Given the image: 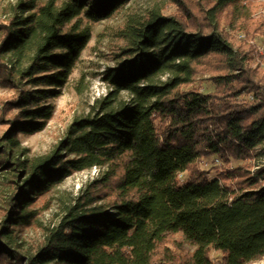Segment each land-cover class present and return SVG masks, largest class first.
Listing matches in <instances>:
<instances>
[{
    "label": "trees",
    "instance_id": "obj_1",
    "mask_svg": "<svg viewBox=\"0 0 264 264\" xmlns=\"http://www.w3.org/2000/svg\"><path fill=\"white\" fill-rule=\"evenodd\" d=\"M131 1L18 0L0 23V86L15 91L4 102L15 112L1 117L9 128L0 137V171L13 192L1 214L0 263L264 259V69L254 65L251 42L264 26L249 29L248 2L169 0L173 13L155 6L131 14L120 30L127 46L104 72L111 90L97 110L74 119L48 154L30 157L22 148L19 134L53 117L43 100L68 81L92 38L90 22ZM226 11L233 32L221 22ZM206 74L208 92L196 85ZM211 155L223 162L215 178L204 162ZM94 167L106 169L29 252L16 229L38 219L37 197Z\"/></svg>",
    "mask_w": 264,
    "mask_h": 264
},
{
    "label": "rangeland",
    "instance_id": "obj_2",
    "mask_svg": "<svg viewBox=\"0 0 264 264\" xmlns=\"http://www.w3.org/2000/svg\"><path fill=\"white\" fill-rule=\"evenodd\" d=\"M17 1L0 0V23L8 20ZM243 1L251 4L247 17L249 29L253 30L258 21H262L264 26V0ZM155 6L161 8L166 14L176 11V6L171 4L169 0H133L110 17L90 22L92 38L82 51L68 81L61 87L56 96L43 100L44 104L53 106V117L47 122L44 129L19 134L21 146L26 150L28 156L38 157L48 154L66 136L68 127L74 119L91 115L97 110L100 102L111 90L103 77L104 72L118 63L123 48L127 46L126 40L120 35V30L124 27L128 16L142 14ZM231 9L229 8L227 11ZM227 11L221 17V22L225 26L227 25L225 20L228 18ZM226 27L228 32H233L228 25ZM235 35L238 38L246 36L242 31H236ZM253 35L251 42L257 49L254 65L260 64L261 68L264 69V58H262L264 56V33L255 32ZM208 77V74L199 76L196 83L204 92L214 89ZM14 93L15 91L11 88L0 86V137L9 128V124L1 119L3 112H5L6 118L15 112L4 109V102L11 98ZM120 98H129V94L123 91L120 93ZM204 162L207 168L211 169L210 177L215 178L217 171L223 165L222 159L211 155L204 158ZM237 163L238 161L232 162L233 165ZM105 169L106 167H94L75 172L37 197L32 208L38 210V219L32 226H20L16 229L20 241L29 252L35 253L43 246L49 230L59 224L65 212L74 205L77 197L83 193L88 183L100 177ZM9 178L8 173L0 171V220L3 207L6 206L8 197L13 192ZM185 246L193 248L190 244ZM213 257L219 258L220 253L213 252ZM250 264H264V259Z\"/></svg>",
    "mask_w": 264,
    "mask_h": 264
}]
</instances>
